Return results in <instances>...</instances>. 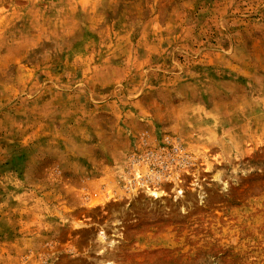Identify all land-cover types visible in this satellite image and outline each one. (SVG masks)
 Returning <instances> with one entry per match:
<instances>
[{
    "label": "rangeland",
    "instance_id": "374dc122",
    "mask_svg": "<svg viewBox=\"0 0 264 264\" xmlns=\"http://www.w3.org/2000/svg\"><path fill=\"white\" fill-rule=\"evenodd\" d=\"M0 264H264V0H0Z\"/></svg>",
    "mask_w": 264,
    "mask_h": 264
}]
</instances>
